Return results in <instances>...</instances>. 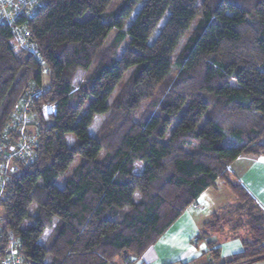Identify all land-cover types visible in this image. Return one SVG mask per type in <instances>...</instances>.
Returning <instances> with one entry per match:
<instances>
[{
  "label": "trees",
  "instance_id": "16d2710c",
  "mask_svg": "<svg viewBox=\"0 0 264 264\" xmlns=\"http://www.w3.org/2000/svg\"><path fill=\"white\" fill-rule=\"evenodd\" d=\"M112 1L41 0L18 18L14 26H26L37 60L17 50L10 29L0 25V137L15 107L41 89L29 115L35 161L20 167L0 198V261L10 234L25 264L140 260L218 181L236 198L235 209L259 215L249 222L252 243L223 264L260 258L264 216L228 180V168L240 156L264 157V0H121L106 21ZM77 71L90 74L76 91ZM146 101L151 112L134 120ZM111 109L118 113L114 128L90 136L94 118ZM76 158L59 188L57 180ZM49 228L52 241L40 244Z\"/></svg>",
  "mask_w": 264,
  "mask_h": 264
},
{
  "label": "crops",
  "instance_id": "0c3cea01",
  "mask_svg": "<svg viewBox=\"0 0 264 264\" xmlns=\"http://www.w3.org/2000/svg\"><path fill=\"white\" fill-rule=\"evenodd\" d=\"M228 170V180L244 188L253 198L256 211L264 216V157L240 156L231 163ZM222 186L226 187L224 182L218 181L214 187L204 191L195 202L198 209L193 207L192 212H189L188 207L140 260L129 258L124 264H223L232 255L241 252L239 243H220L219 233L212 238L220 243L218 245L225 258H214L208 249V244L213 242L205 236L207 224L223 214L228 205H234V209L238 205L227 187L233 197L228 199L229 203H223L220 196L207 198L209 191L219 193ZM253 264H264V261Z\"/></svg>",
  "mask_w": 264,
  "mask_h": 264
},
{
  "label": "rangeland",
  "instance_id": "374dc122",
  "mask_svg": "<svg viewBox=\"0 0 264 264\" xmlns=\"http://www.w3.org/2000/svg\"><path fill=\"white\" fill-rule=\"evenodd\" d=\"M122 1L121 0H113L112 3L108 6V8L105 11V19L106 21H109L110 18H112V15L114 13H116V11L120 8V6L122 5ZM140 5H138L137 9H135L133 11V13L130 15L129 19L124 23L123 28L121 29L122 32H126L129 24L131 23V21L134 19V16L136 15L138 8ZM198 20V19H197ZM197 20L194 22V24L192 25V27L190 28V30L188 31V33L183 37V39L180 41L176 51L173 54V60L175 61L177 56L181 53L182 48L184 47V44L187 40V38L189 37L190 33L192 32L193 28L195 27V24L197 22ZM165 21V18L162 19V21L160 22L163 23ZM117 31L113 30L110 32L109 36L107 37V39L104 41L103 44V49H106L110 46L111 42L113 41L115 35H116ZM157 33V32H156ZM126 44V41L124 43V45ZM123 45V47H124ZM122 50V49H121ZM120 50V52H121ZM100 55H98L95 60H94V64L98 62ZM92 70V67L90 68L89 71ZM132 73V70H129L123 77V79L121 80L120 84L116 87L115 91L113 92V94L110 96L108 103L110 104V106L115 105L116 99L119 96L122 88L124 87L125 83L127 82L130 74ZM89 72H85V71H77V73L75 74V78L73 81V86H74V90L77 91V89L81 88V86L85 83V81L87 80V78L89 77ZM177 74V69L175 67H173L172 72H171V79L175 78ZM43 83L46 86L48 84V78L47 76L43 77ZM160 101V100H159ZM161 103V101H160ZM151 104L152 101H146L143 102L140 106V108L138 109V111L135 114L134 120H143L145 117H147L149 115V113L151 112ZM86 107L87 105L84 106V112L86 111ZM116 114H118L117 112L115 113L113 111V109H111L109 111L108 114L103 115V116H96L94 118L93 124L91 125V127L88 130V133L90 136H94V137H101L103 135H107L110 133V130L112 128H114V126L116 125ZM74 138L72 136H67L66 137V144L68 146H72L74 144ZM101 156H99V159ZM79 163V158H76L74 160V162L70 165L69 169L67 170V172L60 177L57 180V186L59 188L63 187V183L65 178L68 177V175L75 169V167L78 165ZM141 171V166L140 165H136V170L135 173L139 174ZM220 196L222 198L223 203H229L228 199L233 198L231 193L229 192V190L222 186L219 189V193H215L214 190L209 191L207 193V198L210 199H214L215 197ZM140 199V196L137 194L135 195V201H138ZM227 207V206H226ZM33 209L35 210V206L32 205L30 212H33ZM193 206L191 205L189 207V212H192ZM249 209L246 210H242L239 211L238 209H234V205L230 206L228 205V208L223 210V214H221L220 216H216L213 219H211V222L209 224H207L206 226V237L210 238V241H212L213 243L208 244V249L211 250L210 253L212 254L211 256H213L214 258H218L221 259V257L225 258L222 254V248L218 245L220 243H239V246L241 247V252L232 255L227 261L229 262L230 259H232L234 256L241 254L244 251V246L246 244L252 243V235L250 233V228H249V222L255 218V216H259L257 213H255L254 211L250 213H248ZM127 211V210H125ZM28 224V222H24V224H22V228L24 226H26ZM216 233H219L218 237L220 238V243H216L214 240V237ZM52 241V228H49L47 230L44 231L43 235L40 238V244H45V243H50ZM222 241V242H221ZM221 249H220V248ZM221 250V251H220ZM221 256V257H220ZM264 261V255H262L260 258H257L251 262H249L248 264H253L256 262H261ZM126 261H124L123 259L117 260L116 264H124ZM238 264H244V263H238Z\"/></svg>",
  "mask_w": 264,
  "mask_h": 264
},
{
  "label": "built area",
  "instance_id": "2783aa9c",
  "mask_svg": "<svg viewBox=\"0 0 264 264\" xmlns=\"http://www.w3.org/2000/svg\"><path fill=\"white\" fill-rule=\"evenodd\" d=\"M41 6V0H0V25L5 24L12 34V40L17 50L31 54L36 60L38 54L33 44L28 41L29 31L25 25L14 26V22L22 17L31 14ZM34 91L22 103L17 105L11 114L10 120L0 137V198L4 187L20 172L21 166H27L35 161L34 149L37 148L35 132L29 125L33 97L39 94ZM198 209L196 203L192 204ZM1 221V218H0ZM11 234L9 240H11ZM14 253L3 258L0 264H25L17 253L15 243L10 246Z\"/></svg>",
  "mask_w": 264,
  "mask_h": 264
},
{
  "label": "bare ground",
  "instance_id": "6f19581e",
  "mask_svg": "<svg viewBox=\"0 0 264 264\" xmlns=\"http://www.w3.org/2000/svg\"><path fill=\"white\" fill-rule=\"evenodd\" d=\"M31 128V127H30ZM31 130H32V132H31V134H33L35 131H34V129L33 128H31ZM15 242H14V240L13 239H11V240H9V251H8V255L7 256H10V255H12L13 253H14V249H12L10 246L12 245V244H14ZM6 256V257H7Z\"/></svg>",
  "mask_w": 264,
  "mask_h": 264
}]
</instances>
